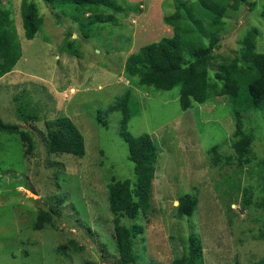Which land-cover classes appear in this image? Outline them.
Listing matches in <instances>:
<instances>
[{
    "label": "rangeland",
    "instance_id": "1",
    "mask_svg": "<svg viewBox=\"0 0 264 264\" xmlns=\"http://www.w3.org/2000/svg\"><path fill=\"white\" fill-rule=\"evenodd\" d=\"M115 1L123 12L104 6L98 11L114 14L118 24H97L85 38L74 20L88 23L84 8L67 5L55 11L47 0H28L43 19L35 39L28 40L23 0H0L14 20V44L21 51L13 70L0 78V118L29 131L36 144L26 156L19 135L0 132V264H120L108 188L114 180L136 182V175L120 135L122 112L106 110L129 89L127 130L134 136L150 134L160 152L153 211L122 220L143 229L133 240L134 264H181L193 234L203 243L205 264L264 261V108L246 104L239 109L250 152L238 158L232 145L238 106L229 97L183 110L181 86L170 91L140 87L125 72L130 55L174 35L164 22L175 11L174 1ZM238 1L239 8H229L224 16L211 58L213 78L222 63L240 58L249 33L257 36V51L264 54V0ZM184 2L190 6V0ZM136 4L142 12H128ZM263 62L247 81L252 95L264 94ZM61 116L83 135L84 157L48 152L45 122ZM214 147L223 157L216 165ZM190 193L198 195V209L191 218L180 217L179 199ZM41 211L53 213V221L36 231Z\"/></svg>",
    "mask_w": 264,
    "mask_h": 264
},
{
    "label": "trees",
    "instance_id": "2",
    "mask_svg": "<svg viewBox=\"0 0 264 264\" xmlns=\"http://www.w3.org/2000/svg\"><path fill=\"white\" fill-rule=\"evenodd\" d=\"M47 1L55 11L67 5H74L77 11L79 8H84L88 23L84 24L78 19L74 20L83 32L86 31L85 38H89L88 31L91 32L97 24H118L114 14L104 16L99 13L98 9L101 6L113 10L114 13H121L125 10L115 0ZM173 1L175 11L173 14L165 15L164 22L174 28V35L143 46L138 52L130 55L125 65V72L129 78H137L140 87L170 91L181 86L183 110L191 109L194 103L204 104L213 97H229L231 102L238 106L235 109L236 140L232 145L238 158H243L250 152V139L244 135V122L239 109L246 104L250 108H264V94L260 96L257 91H254L256 95H252L247 86L248 79L261 69L260 64L264 61V54L257 51V36L249 33L241 43L240 58L222 63L213 78L210 75L211 58L212 53L219 46L220 34L225 26L224 16L229 8L237 10L240 5L239 1L233 0L232 4L230 0H190V6L184 0ZM141 6V4L130 5L128 12L140 13L142 12ZM21 12L25 37L33 40L43 24L37 5L23 0ZM85 28L88 29L85 30ZM15 31L11 14L0 8V78L13 70L21 55L20 47L14 44ZM71 37L70 35L69 38ZM262 59L263 61H260ZM131 96L132 90L129 89L119 99V102L109 106L106 110L108 114L115 111L122 112L120 135L128 144L129 159L135 166L136 175V182L114 180L108 188L109 207L114 216L113 223L120 264L135 263L133 240L143 233V229L137 224L130 228L124 225L122 220L128 218L135 221L140 216H147L153 211L154 186L160 158L159 148L150 134L134 136L127 130L131 119L129 106ZM102 112L99 111L98 114ZM20 115L23 116V113ZM45 129L44 140L50 154H68L79 158L85 156L84 137L69 117L61 116L47 120ZM0 132L19 135L26 156L35 150L33 135L23 130L20 125L5 123L0 118ZM213 152H215L214 164L216 165L222 161L223 157L218 154V147H214ZM233 157L230 155L225 159L231 162ZM198 204L197 194H185L179 199L177 213L180 217L191 218L195 215ZM52 210L55 211V209ZM52 221L53 213L41 211L33 229L41 231L47 224L52 225ZM63 249L65 250V247ZM181 264H205L203 243L198 236L193 234L189 237V250L184 255ZM255 264H264V261Z\"/></svg>",
    "mask_w": 264,
    "mask_h": 264
},
{
    "label": "water",
    "instance_id": "3",
    "mask_svg": "<svg viewBox=\"0 0 264 264\" xmlns=\"http://www.w3.org/2000/svg\"><path fill=\"white\" fill-rule=\"evenodd\" d=\"M125 264H132V263H125Z\"/></svg>",
    "mask_w": 264,
    "mask_h": 264
}]
</instances>
